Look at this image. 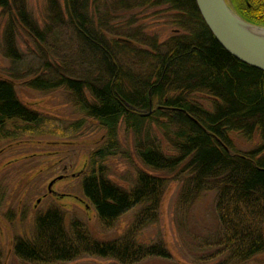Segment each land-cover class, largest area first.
<instances>
[{
	"label": "trees",
	"instance_id": "1",
	"mask_svg": "<svg viewBox=\"0 0 264 264\" xmlns=\"http://www.w3.org/2000/svg\"><path fill=\"white\" fill-rule=\"evenodd\" d=\"M228 1L242 19L264 27V0ZM8 4L20 16L5 27V56L19 61L18 26L42 62L28 86L42 94L63 91L80 119L65 123L29 108L13 82L0 77V144L71 139L94 124L103 136L81 176L83 197L103 230L133 212L123 235L104 242L80 221L67 224L66 213L50 207L35 218L32 237L16 241L20 262L169 260L161 240L143 242L139 233L158 222L172 182L179 186L176 228L194 264H249L264 254V72L215 41L195 0H48L50 24L42 28L22 0H0L4 12ZM156 8L172 14L177 34L159 41L133 27L135 15L120 21L123 14ZM234 136L247 142L258 138L259 144L243 153ZM122 139L132 141L150 171H137L129 189L110 178L111 161L129 158ZM208 194L214 199L215 232L211 238L195 237L186 221Z\"/></svg>",
	"mask_w": 264,
	"mask_h": 264
},
{
	"label": "rangeland",
	"instance_id": "2",
	"mask_svg": "<svg viewBox=\"0 0 264 264\" xmlns=\"http://www.w3.org/2000/svg\"><path fill=\"white\" fill-rule=\"evenodd\" d=\"M57 1L61 2V0ZM22 2L26 11L30 13L40 28L50 24L46 18L49 8L48 0H22ZM7 9L9 11L4 12L5 10L0 7V77L13 82L18 99L29 108L65 123L78 121L80 117L67 103L63 91L42 94L28 86L29 81L36 76L38 69L41 68L42 62L38 61L37 56L33 54L36 51L31 43L32 39L20 31L18 26H16L14 38L16 47L21 54L19 61L13 63L5 56V52L8 50L4 41L5 27L20 16L11 4L7 5ZM132 15L136 16L133 27H141L143 33L156 36L159 41L177 34L178 28L172 25L170 18L172 14L165 8L123 14L120 19L122 24L127 22ZM46 77L47 79L51 78V76ZM199 99L203 105H207L204 98ZM90 125L82 135L71 139L25 138L19 143L0 144V255L2 264H24L16 258L14 245L19 238L32 237L35 218L53 206L63 208L67 224L73 220L82 222L91 236L99 241L116 240L131 225L133 212L123 215L111 230H103L94 208L83 197L80 190L81 179L71 180L69 178L72 172L85 168L89 153L100 144L103 131L94 124ZM234 137L237 149L243 153L254 150L259 144L258 138L247 142L241 137ZM121 142L125 150L124 154L129 158L126 160V158L118 157L111 161L109 164L110 178L121 187L129 189L137 171H150L135 154L132 141L122 139ZM73 164V169L68 168L69 170L65 172L62 170L63 166L70 167ZM60 175H65L68 179L65 178L60 183H54V187H51L54 197L47 195L48 184ZM178 192V184L172 182L162 200L158 222L139 233V239L143 242L161 240L170 253V259H149L140 264H194L175 224L174 206ZM57 193L72 196L61 200L55 196L58 195ZM44 195L47 196L42 198ZM75 197L79 198L81 203L75 200ZM213 208L214 199L210 194L194 207L193 215L190 218L192 220L191 222L186 221V223H190V230L195 237L211 238L214 235ZM63 264L115 263L106 259L85 257ZM249 264H264V254Z\"/></svg>",
	"mask_w": 264,
	"mask_h": 264
},
{
	"label": "water",
	"instance_id": "3",
	"mask_svg": "<svg viewBox=\"0 0 264 264\" xmlns=\"http://www.w3.org/2000/svg\"><path fill=\"white\" fill-rule=\"evenodd\" d=\"M195 5L215 41L225 51L241 63L264 72V27L242 19L226 0H195ZM55 181L49 184V191Z\"/></svg>",
	"mask_w": 264,
	"mask_h": 264
},
{
	"label": "flooded vegetation",
	"instance_id": "4",
	"mask_svg": "<svg viewBox=\"0 0 264 264\" xmlns=\"http://www.w3.org/2000/svg\"><path fill=\"white\" fill-rule=\"evenodd\" d=\"M227 2L229 3V1L227 0ZM230 4V3H229ZM62 144V143H61ZM66 146V145H65ZM61 162H62V160H61ZM73 169L74 168V164L73 165H70V167H67V165H65V166H63V168H62V170L65 172L66 170H69V169ZM83 172H84V168L83 169H81V170H79V171H77V172H72L71 173V175H70V179L71 180H74V179H81V176H82V174H83ZM67 173V172H66ZM65 178H67L68 179V177L67 176H65V175H60V176H58V177H56V178H54V179H52L51 181H50V183L53 181V180H56L55 182L56 183H60L61 181H63ZM59 179V180H58ZM49 183V184H50ZM55 183V184H56ZM49 184H48V186H49ZM54 185V184H53ZM48 186H47V190H48ZM54 187V186H53ZM49 192V193H48ZM52 192H54V191H47V195H51V196H53L52 195ZM58 194V193H57ZM47 195H44L42 198H45ZM57 198H59V199H61V200H63V199H67V198H70L72 195H70V194H65V193H61V194H58V195H55ZM54 197V196H53ZM40 200V199H39ZM38 200V201H39ZM75 200H77L79 203H81V200L79 199V198H77L76 199V197H75ZM40 202V201H39ZM56 207H58L60 210H63V208L61 209L59 206H56ZM48 210V209H47Z\"/></svg>",
	"mask_w": 264,
	"mask_h": 264
}]
</instances>
